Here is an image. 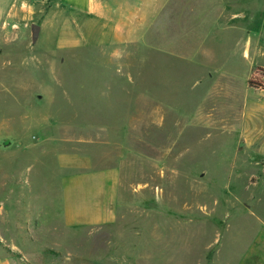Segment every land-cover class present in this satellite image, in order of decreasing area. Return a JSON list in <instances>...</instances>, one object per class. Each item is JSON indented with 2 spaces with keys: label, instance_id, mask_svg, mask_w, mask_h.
Here are the masks:
<instances>
[{
  "label": "rangeland",
  "instance_id": "374dc122",
  "mask_svg": "<svg viewBox=\"0 0 264 264\" xmlns=\"http://www.w3.org/2000/svg\"><path fill=\"white\" fill-rule=\"evenodd\" d=\"M126 1L111 0L114 6ZM128 1L135 2L140 23L144 2L165 7L161 18L157 7L151 9L147 50L136 41L127 58L104 55L113 47H101L100 37L113 30L97 22L91 30L83 6L75 12L64 5L69 18L63 25L37 36L49 34L55 45L64 30L81 37L87 28L90 40L77 52L9 56L29 51L30 32L19 30L18 38L11 25L4 31L0 212L6 205L3 229L16 228L18 216L24 218L19 224L29 226L2 230L0 251L15 256L20 247L28 264H264V92L250 95L248 85L252 70L264 66V0ZM78 53L85 59H74ZM225 60L239 96L232 97L234 111L226 103L210 112L211 101L223 102L213 86L222 80L218 71ZM110 66L127 71L117 74ZM246 99L263 107H248L243 115ZM68 118L86 120L80 124L88 128L87 144L80 147L93 164L110 158L122 163L113 223L67 231L59 197L66 151L60 134L51 133L44 143V128L49 120ZM94 128L106 136L92 135ZM122 129L129 137L117 136ZM144 131L150 144L143 142ZM7 139L12 146L4 151ZM103 140L123 142L124 148ZM73 147L68 149H78ZM34 214L36 222L27 223ZM42 222L56 233L45 231Z\"/></svg>",
  "mask_w": 264,
  "mask_h": 264
},
{
  "label": "crops",
  "instance_id": "0c3cea01",
  "mask_svg": "<svg viewBox=\"0 0 264 264\" xmlns=\"http://www.w3.org/2000/svg\"><path fill=\"white\" fill-rule=\"evenodd\" d=\"M64 5H69V10H74L75 12L83 6L87 18L91 21L88 26L91 30L95 27L94 23L96 22L105 27L112 28L113 33L102 35L100 37L101 41H99L101 47H113L109 53L105 52L104 54L105 56H108L109 54L111 60L129 57L131 55L130 50L133 49L135 42L139 40L142 41L143 47L146 49L145 39L147 36V29L149 28L147 26H150L152 23L151 9L157 7L159 17L161 18L162 9L165 7V3H162L161 1L157 4L150 1L144 2L142 7L143 17L142 22L140 23L135 20V2L128 0L123 5L119 6H114L111 0H37L33 2H26V0H0V39L7 41L5 37L7 34H5L4 31L7 26L10 25L13 28H16L14 35L18 36V38L19 35L17 31L24 30L26 32L29 30L30 32V40L27 44L29 51L26 54H21L14 50V52L9 53L11 54L9 56L21 58L27 54H35L36 50H39L44 54L52 55H58V53L63 51L72 53L77 52L76 50L79 49L82 43L88 42L91 36L87 28L85 32L82 33L81 37L64 30V32L57 37L56 41L58 42H56L55 45L52 44L53 39H51V35L49 34H45L40 40L37 39V36L40 35L44 29L50 28L54 24L61 26L66 19L69 18V15L67 16L65 14ZM174 6L171 7V11L176 15V4ZM36 27H38V31H35ZM160 32V34L163 32L161 31V28ZM16 41L17 40L15 39V42ZM163 51L164 50L160 47V52L163 53ZM3 55L4 53L0 51V57ZM224 55H227V53ZM73 58H77L76 60L78 61L85 59L80 53L73 56ZM224 62L226 66L218 71V74H220L218 76L222 78V80L215 83L213 86V92L217 90V94H219L218 97H221L223 102L221 104H216L214 101H211L213 104L210 102V112L218 111L220 110L219 108L225 109L227 107L226 103L230 104V107L228 108L229 111H234L231 103L232 97L236 98L239 96L237 88L232 85L233 83L236 84V81L234 80L236 77L232 74L233 72L230 69L231 64L228 60H225ZM110 68L117 74L122 73L120 72V69L127 71V67L124 68L123 66H110ZM263 92L264 90L254 89L249 86L250 95ZM116 101V99L113 101L108 100L106 103L111 106L115 104ZM248 107L261 109L263 104L257 102L251 103L246 99L242 111L243 115L246 113ZM209 119L211 125L216 121L214 118ZM227 121L230 124L232 123V119ZM80 122H86V120L78 121L70 118H68V120L60 119L59 121L49 120L46 129L44 128V143L50 142V139L52 138L50 135L51 133H57L58 136H62L61 141L63 143L64 151H66V156H64L65 158L62 163V167L65 170V176L62 178L63 184L59 197L63 202L61 214L67 227V231H80L115 222L119 215L118 206L120 200V186L124 184V173L122 172L123 166L119 160H116L115 163L113 158H110V163H108L109 160H107V162L105 161L101 164L95 165L86 155L84 149L80 147L81 145L87 144V140L84 136L87 135L86 131L88 130L86 127L82 128ZM243 122L245 123V119H243ZM93 131L95 134L92 135L98 137L106 136V132H104L106 130H103L102 128H94ZM113 131L114 130H112V132ZM121 131L122 132L119 130V132L116 133L118 137H129V130L122 129ZM143 142H146L147 144L151 143L150 133H147L146 131L143 132ZM6 143L7 145L4 148H1L4 151L12 146V142L8 139L6 140ZM100 143L112 147H119L122 143L121 147L124 148V143L120 141L114 142L113 140H103L100 141ZM48 146L50 145H47L44 151L46 153L49 152ZM70 146L77 147L78 149H73V151H71L68 149ZM175 146L176 144L171 145L168 150L174 152ZM19 148L21 150L20 152L25 150L23 145ZM4 184L7 183L4 182ZM8 197L10 198L11 196L6 195V201ZM5 213L6 205L5 209L0 212V232H2V230H5L6 232H17L18 227L24 228V226H29V224H19L24 218L18 216V226H16V228L3 229L2 217ZM36 217H38L36 214L30 215V217L25 220L27 223H31L33 220L36 222ZM42 225L45 227V231L50 232L52 235L56 233L55 229L52 227L48 228L46 223L44 224L42 222ZM16 248L17 252L15 256L7 255L0 251V264H28V257L26 255L21 256L23 250L20 247Z\"/></svg>",
  "mask_w": 264,
  "mask_h": 264
},
{
  "label": "trees",
  "instance_id": "16d2710c",
  "mask_svg": "<svg viewBox=\"0 0 264 264\" xmlns=\"http://www.w3.org/2000/svg\"><path fill=\"white\" fill-rule=\"evenodd\" d=\"M248 85L254 89L264 90V67L258 66L253 70Z\"/></svg>",
  "mask_w": 264,
  "mask_h": 264
},
{
  "label": "built area",
  "instance_id": "2783aa9c",
  "mask_svg": "<svg viewBox=\"0 0 264 264\" xmlns=\"http://www.w3.org/2000/svg\"><path fill=\"white\" fill-rule=\"evenodd\" d=\"M33 1H37V0H26V2H33Z\"/></svg>",
  "mask_w": 264,
  "mask_h": 264
},
{
  "label": "water",
  "instance_id": "95a60500",
  "mask_svg": "<svg viewBox=\"0 0 264 264\" xmlns=\"http://www.w3.org/2000/svg\"><path fill=\"white\" fill-rule=\"evenodd\" d=\"M38 30H39L38 27H36V28H35V31H38Z\"/></svg>",
  "mask_w": 264,
  "mask_h": 264
}]
</instances>
